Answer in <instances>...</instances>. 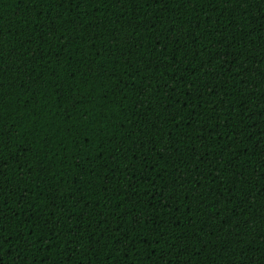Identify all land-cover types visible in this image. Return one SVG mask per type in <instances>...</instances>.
Instances as JSON below:
<instances>
[{
  "label": "trees",
  "instance_id": "trees-1",
  "mask_svg": "<svg viewBox=\"0 0 264 264\" xmlns=\"http://www.w3.org/2000/svg\"><path fill=\"white\" fill-rule=\"evenodd\" d=\"M0 264H264V0H0Z\"/></svg>",
  "mask_w": 264,
  "mask_h": 264
}]
</instances>
